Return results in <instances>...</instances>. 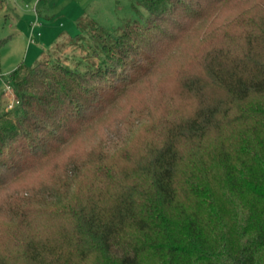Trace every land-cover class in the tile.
I'll return each instance as SVG.
<instances>
[{
  "label": "trees",
  "instance_id": "obj_1",
  "mask_svg": "<svg viewBox=\"0 0 264 264\" xmlns=\"http://www.w3.org/2000/svg\"><path fill=\"white\" fill-rule=\"evenodd\" d=\"M131 1L138 18L94 37L93 67L44 60L8 74L0 264H264V5L218 22L235 0ZM193 32L197 51L176 68L187 109L138 115L131 139L108 148L97 136L87 158L62 159Z\"/></svg>",
  "mask_w": 264,
  "mask_h": 264
},
{
  "label": "rangeland",
  "instance_id": "obj_2",
  "mask_svg": "<svg viewBox=\"0 0 264 264\" xmlns=\"http://www.w3.org/2000/svg\"><path fill=\"white\" fill-rule=\"evenodd\" d=\"M235 1L223 6L214 20L222 22L235 17L240 6L253 11L254 7L264 5V0ZM131 3V0H3L0 12V92H3V99L0 109L15 105L12 88L5 90V82L9 72L21 63L33 65L44 60L59 61L80 71L93 67L98 57L103 56L94 37L108 41L110 36L117 34L118 26L138 18ZM138 10L147 15L142 7L139 6ZM35 19L39 22L35 30H39L40 36L35 42L27 43L30 22ZM198 45L197 34L193 32L184 42L183 49L177 47L149 83L133 89L129 96L106 112L90 133L71 143L62 159L66 160L78 149L87 158L90 151L85 145L93 144L97 136L105 138L108 148L115 141L131 139L136 133L138 115L151 120L166 110L176 113L187 109L183 105L184 98L178 94L176 68L185 54L197 51ZM168 96L173 97L171 106L166 105ZM144 135L136 134V144ZM39 179L31 180L36 183ZM0 209V219L5 218L3 208Z\"/></svg>",
  "mask_w": 264,
  "mask_h": 264
},
{
  "label": "built area",
  "instance_id": "obj_3",
  "mask_svg": "<svg viewBox=\"0 0 264 264\" xmlns=\"http://www.w3.org/2000/svg\"><path fill=\"white\" fill-rule=\"evenodd\" d=\"M36 9V7H35ZM39 22L35 19L33 21H31L30 23V31L27 37V43H33L36 39V36L40 35V32L38 30H35V28L38 26ZM6 89H11V87L9 86L8 83H5V90ZM12 105H8V108H11Z\"/></svg>",
  "mask_w": 264,
  "mask_h": 264
},
{
  "label": "crops",
  "instance_id": "obj_4",
  "mask_svg": "<svg viewBox=\"0 0 264 264\" xmlns=\"http://www.w3.org/2000/svg\"><path fill=\"white\" fill-rule=\"evenodd\" d=\"M30 23H31V22H30ZM38 31H39V30H38ZM39 36H40V35H39ZM39 36H36V38L39 37ZM35 41H36V39H35ZM35 41H34V42H35ZM0 93H1V92H0Z\"/></svg>",
  "mask_w": 264,
  "mask_h": 264
}]
</instances>
